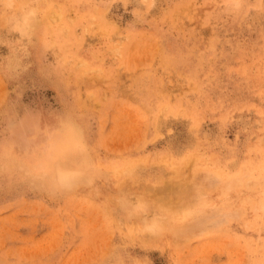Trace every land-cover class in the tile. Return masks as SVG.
I'll return each instance as SVG.
<instances>
[{
  "label": "rangeland",
  "instance_id": "rangeland-1",
  "mask_svg": "<svg viewBox=\"0 0 264 264\" xmlns=\"http://www.w3.org/2000/svg\"><path fill=\"white\" fill-rule=\"evenodd\" d=\"M28 2L27 31L0 6V145L71 114L96 170L70 193L0 171V264H249L264 246L261 0ZM200 174L202 230L180 218L152 234L121 204L165 216L183 194L168 183L195 191ZM240 177L254 185L229 186Z\"/></svg>",
  "mask_w": 264,
  "mask_h": 264
},
{
  "label": "clouds",
  "instance_id": "clouds-1",
  "mask_svg": "<svg viewBox=\"0 0 264 264\" xmlns=\"http://www.w3.org/2000/svg\"><path fill=\"white\" fill-rule=\"evenodd\" d=\"M0 6L21 31L28 30L35 15L28 0H0ZM242 7L243 0H231L228 4L233 11ZM260 8L264 11V0ZM3 170L23 173L53 192L70 193L93 182L96 164L83 126L71 114H63L40 134L39 139L25 140L20 151L15 145H0V171ZM261 188L259 204L264 208V183ZM121 204L143 218L146 231L158 234L163 230L164 218L151 203L123 196ZM200 210L193 209L188 214L196 216ZM247 254L249 264H264V246L253 245Z\"/></svg>",
  "mask_w": 264,
  "mask_h": 264
},
{
  "label": "bare ground",
  "instance_id": "bare-ground-1",
  "mask_svg": "<svg viewBox=\"0 0 264 264\" xmlns=\"http://www.w3.org/2000/svg\"><path fill=\"white\" fill-rule=\"evenodd\" d=\"M52 17L54 18V20H59L61 18V15L54 13ZM21 175L26 177V175H24L23 173H21ZM196 179L197 180L195 181V185H196L195 191L193 189H183L182 186L178 187L176 185V183H177L176 181H173L170 184L168 183V187H166L167 191H169V192L178 191V192H181L183 194H178L179 199H177L178 201H176L177 203H175V204L169 205L165 202H161L160 206L163 209V211L166 213L165 216H162L164 218L163 219V228L177 224L176 222L178 221V219L183 218V219H192L196 225H199V227H198L199 230L204 229L203 223L206 219L202 213V211H203L202 206L204 207L206 205L208 198L204 196L205 194L201 193V190L204 191L203 187H205V186L209 185L211 182H213L212 181V174L211 175L209 174L208 176H203L200 174L196 177ZM245 182L249 186L254 185V183L252 181H246V179L244 177H240V178L234 180L233 182L229 183V186L233 187V186H237V185H242V184H245ZM34 183H35L36 187L42 191L47 190L49 192H53L47 188L40 186L36 182H34ZM160 191H158V192H160ZM155 193H157V192H155ZM197 208L201 209L200 213L198 215L193 216V215L188 214L190 212V210L197 209ZM261 209H262V211H264V208L261 207ZM179 223L181 224L182 220ZM171 229H173V228H171ZM172 231H176V230L173 229Z\"/></svg>",
  "mask_w": 264,
  "mask_h": 264
}]
</instances>
